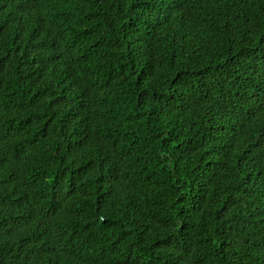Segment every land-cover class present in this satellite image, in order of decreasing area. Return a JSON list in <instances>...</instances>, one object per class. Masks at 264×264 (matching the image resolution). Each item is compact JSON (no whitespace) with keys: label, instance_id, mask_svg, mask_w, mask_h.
<instances>
[{"label":"trees","instance_id":"trees-1","mask_svg":"<svg viewBox=\"0 0 264 264\" xmlns=\"http://www.w3.org/2000/svg\"><path fill=\"white\" fill-rule=\"evenodd\" d=\"M0 264H264V0H0Z\"/></svg>","mask_w":264,"mask_h":264}]
</instances>
